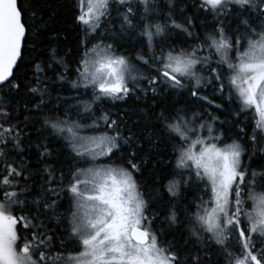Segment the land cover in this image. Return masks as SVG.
<instances>
[{
  "label": "snow or ice",
  "instance_id": "1",
  "mask_svg": "<svg viewBox=\"0 0 264 264\" xmlns=\"http://www.w3.org/2000/svg\"><path fill=\"white\" fill-rule=\"evenodd\" d=\"M181 2L71 0L69 59L0 0V264H264V0Z\"/></svg>",
  "mask_w": 264,
  "mask_h": 264
},
{
  "label": "trees",
  "instance_id": "2",
  "mask_svg": "<svg viewBox=\"0 0 264 264\" xmlns=\"http://www.w3.org/2000/svg\"><path fill=\"white\" fill-rule=\"evenodd\" d=\"M29 3V0H21V5L26 6ZM31 7L35 8L40 16L43 19V22L47 25L46 28H41L40 31L42 33L41 46H46L49 41L53 44L59 43V47L62 52H69V59L75 54L77 46L79 44L80 33L79 30L73 26L72 23V12L70 8L71 0H30ZM187 7H185V3L181 2L179 7L184 8L185 15H193L195 13V9L191 7L193 0H186ZM199 24V21H197ZM58 37V41H57ZM95 41H93L94 43ZM61 94L64 96L75 95L74 91H66L61 90ZM53 97H55V93H53ZM178 98V97H177ZM17 99H24V97H18ZM171 102V101H169ZM145 103H151L150 101H136L135 99H130L127 103L117 101L113 105L111 101H108L104 104V107L111 106V111H122L128 113V118L130 121L139 120V124L134 127V131L139 132V129L144 127L145 124L149 123L148 119H145V111L143 109V105ZM130 126H132L130 124ZM37 134L35 132L32 133L33 140L36 139ZM49 139H54L49 137ZM62 143V141L56 140L51 147L53 149L57 148V146ZM144 152L141 153L143 156L145 153L149 155V162L143 166V175H137V179L139 183L144 186V189L150 190L153 186L159 187V184L153 185V180L157 179L160 175L163 174L164 169L167 168L166 163H160L157 165V160H163L165 157L163 156V146L161 145L160 155H156L155 152H149L148 142L145 141L143 144ZM31 152H35V149H31ZM65 151H67L65 149ZM155 156V159L152 157ZM198 195V194H197ZM171 239V235L168 237ZM215 259V257H213Z\"/></svg>",
  "mask_w": 264,
  "mask_h": 264
}]
</instances>
